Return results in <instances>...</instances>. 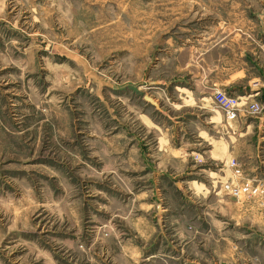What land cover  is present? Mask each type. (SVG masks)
Returning <instances> with one entry per match:
<instances>
[{"label":"rangeland","instance_id":"1","mask_svg":"<svg viewBox=\"0 0 264 264\" xmlns=\"http://www.w3.org/2000/svg\"><path fill=\"white\" fill-rule=\"evenodd\" d=\"M263 13L264 0H0V264H264V223L219 213L227 197L264 208V190L225 187L264 173L234 158L235 177L229 159L212 204L187 199L238 125L211 88L205 110L180 98L196 35L250 21L258 44ZM241 127L264 136L253 117Z\"/></svg>","mask_w":264,"mask_h":264},{"label":"crops","instance_id":"2","mask_svg":"<svg viewBox=\"0 0 264 264\" xmlns=\"http://www.w3.org/2000/svg\"><path fill=\"white\" fill-rule=\"evenodd\" d=\"M260 23L263 25L264 31V13L260 16ZM251 29L250 21H248L246 30H220L217 39L213 42L209 38L208 31H205L204 34L196 35L194 41L197 43L193 47L195 58L191 59L189 66L188 64L184 66L185 75L188 80L186 82L187 88H183L185 90L184 95L180 96L184 101L182 102L184 107H196L200 110H205L206 97L204 95L207 93L208 88H211L213 91L223 88L226 92L234 95H238L241 91L247 92L241 96L242 98L244 97L243 99L249 102L258 99L262 103V109L259 115L246 116L239 114L235 118L238 127L233 130V133L237 138L233 137L230 147L227 143L215 141V146L212 151H219V155L216 154L217 156L215 157L224 163L218 169H215V172H207L206 170L200 169V171H203L200 174L207 179L211 174L213 175L214 178L210 180L212 188L207 187V189L204 184L194 179H187L185 181L187 184L185 190L188 191L186 197L190 201H194V199L206 201L209 199L211 201L207 202L209 204L213 203L215 196L211 193V190H213L215 185L218 186L216 182H223L226 179L232 178L231 172H229L227 167V162L231 158H235L246 168L244 172L247 176H253L252 173L255 170H257L256 173L258 174L261 170L264 173V166L262 165L264 164V150L261 151L260 147V142L263 141L264 136L261 137L262 139H256V136L255 139L250 137L246 138L251 128L241 127V123L248 119V117H253L254 119H258V121L264 122V34L262 41L256 44L255 33ZM253 43L255 46L251 47ZM196 61L198 63L195 65L194 63ZM211 99L213 101V98ZM259 152H262L263 155H260ZM176 157L174 155V158ZM170 161L175 162V164H183L185 162L183 159ZM180 191L183 194L182 190ZM254 199L258 198L255 196L252 197V203L247 202L249 204L245 205L240 202V198L239 201L235 202L230 197H227V204L221 203L219 213L220 215H230L234 224H237L241 222V217L245 216L243 213L250 212L253 217H251L252 219L250 217L248 219H251L253 224L260 226L261 223H264V217H258L257 214H263L264 208H256L253 202ZM224 205L227 206L224 207ZM156 208H154V216L160 214V210L157 211ZM196 209V207L193 208L194 211ZM253 209L254 211H252ZM194 214L196 216L197 213L195 212ZM159 221L160 218H158L155 224L156 226L160 225ZM174 226H185V223L180 220ZM211 226L219 225L214 221Z\"/></svg>","mask_w":264,"mask_h":264},{"label":"built area","instance_id":"3","mask_svg":"<svg viewBox=\"0 0 264 264\" xmlns=\"http://www.w3.org/2000/svg\"><path fill=\"white\" fill-rule=\"evenodd\" d=\"M213 100L215 104L223 111L227 120L235 119L239 116V114H256L261 111V105L257 101H246L245 99H241L239 96H234L223 89L214 90ZM228 166L232 170V173L235 177L241 173L238 163L234 158L230 159ZM225 187L230 189V193L236 196H239L241 193L246 195H255L259 191L264 190V182L258 184L254 188L249 182H245L237 186L229 185Z\"/></svg>","mask_w":264,"mask_h":264}]
</instances>
